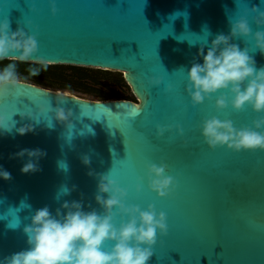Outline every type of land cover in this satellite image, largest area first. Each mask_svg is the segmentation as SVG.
Masks as SVG:
<instances>
[{
    "label": "water",
    "instance_id": "1",
    "mask_svg": "<svg viewBox=\"0 0 264 264\" xmlns=\"http://www.w3.org/2000/svg\"><path fill=\"white\" fill-rule=\"evenodd\" d=\"M54 2L55 15L50 0H0V21L8 19L12 32L22 28L38 41V52L30 59L20 60L21 53L14 52L2 60L123 73L137 103L88 100L19 80L6 97L0 96V115L15 123L11 132L0 130V166L12 176L0 178V264L28 248L23 228L37 209L48 206L55 214L65 201H81L85 211L103 213L95 200L96 174L107 173L128 190L127 205L147 210L153 204L157 213L167 215L168 234L157 231L148 264H264V150L236 152L227 145L213 150L202 135L206 119L254 128L253 121L264 112L250 105L235 110L230 88L195 107L187 92L188 71L193 62L203 63L201 46L206 55L211 41L229 35L231 23L241 18L251 34L231 43L247 48L257 69L264 67L254 38L264 26L255 23L258 13L251 11L253 6L264 11V0ZM153 78L161 84L153 86ZM221 95L228 107L218 110ZM56 107L72 111L73 127L54 118ZM25 125L34 131L18 134ZM158 125L171 130L160 137ZM22 149L46 153L38 160L39 171L21 172L27 155L10 158ZM85 156L90 165L82 162ZM61 161L67 170L59 167ZM149 163L167 165L165 175L177 182L170 196L161 198L150 189ZM62 186L71 194L57 200ZM113 212L116 227L128 220L118 208ZM113 243L107 241L105 250Z\"/></svg>",
    "mask_w": 264,
    "mask_h": 264
},
{
    "label": "clouds",
    "instance_id": "2",
    "mask_svg": "<svg viewBox=\"0 0 264 264\" xmlns=\"http://www.w3.org/2000/svg\"><path fill=\"white\" fill-rule=\"evenodd\" d=\"M50 2L51 11L55 15V2ZM251 11L258 13L255 23L264 26V11H260L258 6H253ZM250 34L248 21L241 18L238 22L231 23L229 35L219 34L211 41L206 55L204 46H201L198 55L203 63L193 62L188 71L187 92L191 96L193 107L203 103L206 97L210 99L213 93L230 88L233 96L231 104L235 110L241 111L246 105H250L255 112H264V67L257 69L248 49L241 50L239 45L231 43L233 38ZM254 38L256 48L264 54V31H257ZM14 52L21 53L20 60H28L38 52V41L36 35H29L22 28L12 32L10 21L4 19L0 21V60ZM32 74L36 75L38 71L34 69ZM161 82L156 78L150 80L153 86H158ZM16 85L15 64L10 63L0 71V96L6 97L10 87L14 88ZM171 90L169 85L168 91ZM63 101L61 99L58 104ZM216 107L218 110L228 107L227 97L221 95L216 101ZM52 111L57 121L65 124L67 128L73 127L71 110L56 107ZM253 124L254 128L236 129L232 121H221L212 117L204 120L202 135L213 150L224 145L236 152L264 150V132L257 131L264 128V117L253 121ZM14 127L15 123L9 124L5 116L0 115V130L11 132ZM177 128L179 134L183 135V128L179 125ZM170 130L169 126L158 125L157 135L163 137ZM29 131H34L31 125L17 129L20 135ZM25 155L29 159L24 163L21 172L28 174L39 171L38 160L46 153L40 149H22L10 158H23ZM82 162L85 165L91 163L87 156ZM58 164L61 169L67 170L66 163L61 161ZM147 167L150 189L161 198L170 196L175 191L177 182L174 177L165 175L167 165L149 163ZM88 174L93 175V172ZM96 175L99 183L95 200L103 213L96 209L85 211L81 201H65L61 208L56 209L55 214L48 206L37 209L31 216V223L23 228L28 248L5 257L2 264H148L153 256L152 246L156 244L157 231L161 235L168 234L166 213H157L153 204H149L147 210H142L139 205H127V189L120 187L117 180L108 173ZM0 178L11 180L12 176L0 166ZM72 190H75V186ZM141 190L142 183H138L136 191ZM61 194L70 195L71 190L62 186L56 196L57 200ZM104 194H107V199ZM114 208H118L121 216L128 217L119 227L113 223ZM9 227L16 228L11 225ZM107 241L114 242L110 250L104 248Z\"/></svg>",
    "mask_w": 264,
    "mask_h": 264
},
{
    "label": "trees",
    "instance_id": "3",
    "mask_svg": "<svg viewBox=\"0 0 264 264\" xmlns=\"http://www.w3.org/2000/svg\"><path fill=\"white\" fill-rule=\"evenodd\" d=\"M10 63L15 64L16 77L29 80L45 88L70 89L89 96H96L100 101L129 100L137 103L132 93L125 92L130 87L122 74L116 75L108 71L82 67L49 66L10 60L0 61V71ZM34 69L38 71V74H32ZM67 71L70 73V78H67ZM87 80H91L95 85H102L103 88L99 89L95 85L87 84Z\"/></svg>",
    "mask_w": 264,
    "mask_h": 264
},
{
    "label": "rangeland",
    "instance_id": "4",
    "mask_svg": "<svg viewBox=\"0 0 264 264\" xmlns=\"http://www.w3.org/2000/svg\"><path fill=\"white\" fill-rule=\"evenodd\" d=\"M87 69H91V68H87ZM94 70H96V69H94ZM111 73L116 74V75L122 74L124 76L123 73H119V72H111ZM66 74H67V78H70V73L68 71H67ZM16 78L19 81H23V82H27V83H30V84H33V85H37V84H34L33 82H31L29 80H25V79L18 78V77H16ZM103 80L104 79H102V81ZM105 82H107V81H105ZM86 83L90 84V85H95L91 80H87ZM37 86H39V85H37ZM95 86H96V88H99V89L103 88L102 85L101 86L100 85H95ZM39 87H42V86H39ZM113 87L117 89L116 86H113ZM43 88H45V87H43ZM46 89L53 90V91H58V92H62V93H67V94H72V95H75V96H78V97H81V98H84V99H88V100L100 101V99L98 97H96V96H89V95H86V94H83V93H80V92H76V91H73V90H70V89H65V88L64 89H58V88H51V87H46ZM130 91H131V89L125 90V92H127V93H129Z\"/></svg>",
    "mask_w": 264,
    "mask_h": 264
}]
</instances>
